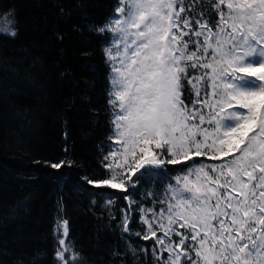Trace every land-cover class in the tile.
I'll use <instances>...</instances> for the list:
<instances>
[{"label":"snow or ice","instance_id":"1","mask_svg":"<svg viewBox=\"0 0 264 264\" xmlns=\"http://www.w3.org/2000/svg\"><path fill=\"white\" fill-rule=\"evenodd\" d=\"M5 24L15 36L14 20ZM96 31L113 34L104 49L113 73L108 103L121 142L117 168L131 175L127 184L113 182L112 151L102 161L110 179L86 183L121 189L128 199L141 169L165 165L163 154L175 165L212 153L219 165L197 161L169 186L159 211L139 209L142 238L159 246L158 264H264V0H118ZM68 233V221H58V264L79 262Z\"/></svg>","mask_w":264,"mask_h":264},{"label":"trees","instance_id":"2","mask_svg":"<svg viewBox=\"0 0 264 264\" xmlns=\"http://www.w3.org/2000/svg\"><path fill=\"white\" fill-rule=\"evenodd\" d=\"M117 4L0 0V264H32L37 253L41 264H58L53 226L60 220L68 221L66 243L79 254L78 264H158L153 249L159 246L142 238L146 225L139 209L159 211L169 186L197 161L220 163L209 153L171 165L165 153L163 167L141 169L143 177L129 188L128 199L121 189L86 183L110 179L102 161L112 151L116 155L107 162L118 177L113 182L127 184L131 175L117 168L123 162L121 142L108 103L113 73L104 49L113 34L96 31ZM6 17L15 22V36L3 31ZM62 160L72 166H49Z\"/></svg>","mask_w":264,"mask_h":264},{"label":"bare ground","instance_id":"3","mask_svg":"<svg viewBox=\"0 0 264 264\" xmlns=\"http://www.w3.org/2000/svg\"><path fill=\"white\" fill-rule=\"evenodd\" d=\"M60 221H61V220H60ZM56 225H57V224H56ZM53 232H54V226H53ZM54 240H55V241H58L56 235H54Z\"/></svg>","mask_w":264,"mask_h":264},{"label":"rangeland","instance_id":"4","mask_svg":"<svg viewBox=\"0 0 264 264\" xmlns=\"http://www.w3.org/2000/svg\"><path fill=\"white\" fill-rule=\"evenodd\" d=\"M61 232H62V230H61ZM61 238H62V236H61Z\"/></svg>","mask_w":264,"mask_h":264}]
</instances>
